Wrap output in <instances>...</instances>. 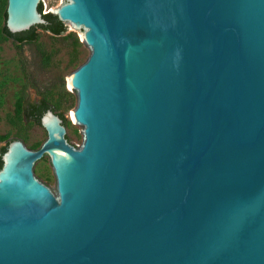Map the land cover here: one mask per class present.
I'll list each match as a JSON object with an SVG mask.
<instances>
[{"label": "water", "instance_id": "water-1", "mask_svg": "<svg viewBox=\"0 0 264 264\" xmlns=\"http://www.w3.org/2000/svg\"><path fill=\"white\" fill-rule=\"evenodd\" d=\"M43 8L7 0L4 25ZM48 12L89 50L67 75L81 141L47 108L39 147L0 144V264H264V0Z\"/></svg>", "mask_w": 264, "mask_h": 264}, {"label": "rangeland", "instance_id": "rangeland-1", "mask_svg": "<svg viewBox=\"0 0 264 264\" xmlns=\"http://www.w3.org/2000/svg\"><path fill=\"white\" fill-rule=\"evenodd\" d=\"M43 13L60 5L62 0H41ZM7 0H0V144L10 137L21 139L29 148H37L46 138V131L34 120L24 124L23 115L15 114L19 97L24 100L28 90L62 110L66 118V135L79 146V128L70 116L75 97L67 83V75L89 54L79 32L67 24L65 34L53 35L36 29L34 41L16 42L1 32Z\"/></svg>", "mask_w": 264, "mask_h": 264}, {"label": "trees", "instance_id": "trees-1", "mask_svg": "<svg viewBox=\"0 0 264 264\" xmlns=\"http://www.w3.org/2000/svg\"><path fill=\"white\" fill-rule=\"evenodd\" d=\"M38 9L41 12V9H42L41 2L38 5ZM43 17L47 20V24L33 26L27 31L19 32V33H11L7 30L5 25H3L1 31L3 32L4 35H6L9 38H12L16 42L34 41L36 39V33H35L36 27H39L45 31H48L51 34L56 35V36L61 35L64 32H66L67 28L64 22L60 21L57 15L52 14L50 12H46V13H43ZM47 108H52V110H54V107L45 98H42L38 102H26L22 97H19L16 100V104H15V114L17 116L25 115L27 118H31L37 121L38 123H40L39 122L40 115ZM57 114L62 118L63 124H65L66 119L63 116V114L60 112H58ZM1 149L3 153L6 149V145L3 146ZM1 165H2V161L0 158V167Z\"/></svg>", "mask_w": 264, "mask_h": 264}]
</instances>
